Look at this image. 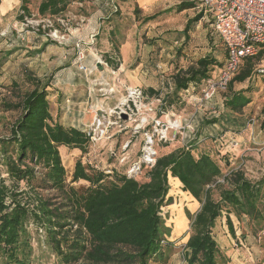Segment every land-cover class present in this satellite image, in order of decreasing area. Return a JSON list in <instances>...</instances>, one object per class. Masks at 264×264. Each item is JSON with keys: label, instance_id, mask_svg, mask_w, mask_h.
Masks as SVG:
<instances>
[{"label": "trees", "instance_id": "1", "mask_svg": "<svg viewBox=\"0 0 264 264\" xmlns=\"http://www.w3.org/2000/svg\"><path fill=\"white\" fill-rule=\"evenodd\" d=\"M19 1L22 21L24 14L29 15L30 11L28 0ZM74 1L40 0L38 17L61 16ZM118 1L122 0H104L106 13L101 20H109L120 13ZM199 4V1L184 0L175 8L176 13L187 9L198 12L186 21L180 36L187 40L191 28L199 21H206L226 54L210 21L202 19L203 13L197 9ZM157 16L145 17L142 23ZM97 32L95 38L100 34L99 27ZM114 45L119 49L117 43ZM13 52L14 49L8 50L3 60ZM263 53L264 46L257 56L243 59L225 90L220 91H228L221 106L227 112L219 113L213 107L212 119L207 122L211 127L219 124L220 134L204 133L201 137L203 132L198 134L200 120L196 118L192 122L193 130L185 137L190 147L181 146L157 156L151 168H143L144 181L128 177L125 168L107 173L78 160L71 182H87L89 185L82 189L66 184L59 147L87 153L90 138L85 126L64 127L58 120L53 121L49 103L52 91L48 81H42L33 73H23L21 81L6 87L14 97L0 101L2 112H19L11 123L9 137L0 139V264H31L33 236L30 227L36 229L35 234L42 232L43 244L59 264H166L171 245L167 237L171 231L166 226L162 209L172 204L170 178H176L182 191L200 204L194 216L187 213L190 227L185 244V264H220L223 257L212 230L221 217H225L232 236L235 235L232 217L238 223L246 221L254 233L262 231L264 176L252 181L237 168L223 173L220 162L213 157L214 151L200 150L197 156L193 151L198 150L199 144L206 139L216 141L219 146L225 144L221 135L223 122L238 123L236 118L251 102L246 95L248 91H234L233 85L252 77L250 68L240 70ZM99 57L107 67H117L111 54ZM225 62L226 58L217 65L213 56L206 54L194 65L173 74L170 92L162 94L152 88L148 91L154 97H161L164 111L172 109L177 102L185 105L189 97L199 95L201 84L215 72L213 68L220 69ZM263 67L255 69L257 75H264L260 72ZM96 71L97 68L92 74ZM24 85L31 89L23 90ZM261 113L264 126V106ZM40 192L53 195L44 198Z\"/></svg>", "mask_w": 264, "mask_h": 264}, {"label": "rangeland", "instance_id": "2", "mask_svg": "<svg viewBox=\"0 0 264 264\" xmlns=\"http://www.w3.org/2000/svg\"><path fill=\"white\" fill-rule=\"evenodd\" d=\"M170 1L175 3L183 0ZM39 2L40 0H28L27 7L30 13L29 15L24 14L25 17H23L22 21L19 17L22 11L20 6L16 12H12L11 15L8 14L5 19H0L1 65L9 59L7 57V59L3 60L6 56V50L12 49V46L15 45L13 41L19 39L20 42H23L29 37L33 41L34 38L39 40L42 37L47 43H56L58 45H70L73 38L79 39V48L82 49L85 55L83 64L93 67L95 63L93 55L103 56L104 54H100L95 50L97 47L96 41L100 34L94 38L92 43L89 38L91 29H87V26L92 28L91 24H94V22L91 21L90 23L91 15L100 0H76L67 7L63 15L60 16L64 19V23L67 26H61L57 23L53 24V29L58 30L60 35L65 36L66 40L61 43L48 36L53 31L52 28L45 27V29H42L37 27L39 21L48 19L38 17L37 6ZM125 2H129L128 9L125 6L126 4H124ZM117 7H119L121 13L117 15L119 41L133 40L134 32L139 36L140 40L137 41L135 46L128 44V49L125 46L123 52L120 49H115V45L112 46L113 52L111 55L113 62L117 63L116 68L103 66V72L97 71L90 75L78 72L81 77H76L79 78L77 87L86 90V101L80 105L76 113H79L77 119L83 122L85 129L91 124L93 113L96 109L100 107L112 108L117 104L118 99L124 96L125 87H140L149 98H153L154 96L148 91L149 88L162 94L170 92L173 87V74L178 70L194 65L199 58L206 54L212 55L217 61V65L222 64L226 58L221 42L211 33V27L206 21H199L194 25L189 32V40H183L180 33L185 25V18L183 14H178L176 11L168 12V10L160 15L156 21L146 25L147 28L144 33H150L149 37H147L143 34L142 28L136 29L138 22L144 18L143 11L138 8L136 0L118 1ZM192 13L196 15L198 12L192 11ZM101 19L100 21H103ZM76 28H79V30L75 31ZM84 29H87V33L83 32ZM154 34L161 36L162 39L160 40L156 36L151 37ZM119 41L116 42L118 48L121 47ZM43 48L40 47L35 51L40 50L37 53L40 54ZM33 52L32 50L29 51V53ZM261 65H264V53L252 62L245 64L240 70L241 72L250 68L253 74L252 79L248 83L240 85L236 83L234 84L235 86L233 85L234 88L238 89L237 91H248L246 95L251 98V104L249 103L245 107L243 114L236 118L238 123H235V125L223 122L224 126L221 128L223 129L221 135L224 137L225 144L219 146L216 141L214 143L210 139H206L205 142L199 144L198 150L193 151L195 156L199 154L200 150L214 151L213 157L220 162L223 173H226L230 168L241 169L246 177L252 181L264 176V126L262 125L263 115L261 113V109L264 106V77L257 78L258 75L255 71ZM213 69L215 70L214 73L218 72L216 67ZM2 74L0 73V101L14 97L6 88L7 86H5L6 83L8 85L9 78L4 77ZM11 74L17 75L16 73ZM65 78L64 76L62 80H65ZM14 79L18 80L17 77ZM106 85L114 89L109 99H106L99 91L100 88L108 87ZM22 89L30 90L31 86L24 85ZM227 93L228 91L225 93L217 92L211 102L204 103L200 107L197 105L195 107L196 101L194 100L192 102L193 104L195 103L194 106L191 102L180 105L176 101L177 103L169 110L176 116L181 117L183 121H188L196 113L193 121L196 118L197 121L200 120V131L198 134L203 132L200 136L204 137V133H214L211 130V126L209 127L207 123L212 119L213 107L219 113L227 112L221 108L222 99ZM198 96L196 95V98ZM18 115L19 112L17 111L2 112L0 110V139L9 137L11 123L14 122ZM161 118L163 119V117ZM125 119H123L120 126H110L106 137L90 143L87 153H81L78 149L59 147L60 158L66 173L65 181L68 186L82 189L89 185L82 180L71 182L74 165L78 160L84 165H90L98 171L107 173L113 170L120 172L124 168L126 173L130 165L138 161L141 149L144 146V136L142 132L138 133L134 130V122ZM109 120L114 121L115 118L109 117ZM81 123L80 126H82ZM243 124L244 126H242ZM225 130L226 133L224 134ZM219 131H221L220 128L217 132L219 133ZM227 136L234 137L235 141L238 142V146L233 147L230 145L232 142L226 139ZM187 141L188 139L178 135L169 142L155 143L154 150L157 156H161L181 146L189 148L190 143ZM125 145H127L126 148H124ZM122 157H126L125 162L120 161ZM135 177L138 181H144L145 172L141 170ZM170 182L172 183L169 184V195L172 197V204L162 209V216L166 220V226L171 231L170 236L167 237V241L171 245L166 264H185V244L189 238L190 227L187 213L194 216L199 210L200 204L194 201L188 193L183 192L177 182L174 183L173 180H170ZM52 195L48 192H40V196L44 198ZM232 221L235 231L234 236L228 231L225 217L219 218L212 230V236L219 246L220 254L223 257L220 264H264V229L254 233L246 221L238 223L234 217H232ZM35 230L34 227H30L33 236V258L31 264H59L55 255L43 244L44 236L42 232L37 231L38 234H35ZM77 264H81V262Z\"/></svg>", "mask_w": 264, "mask_h": 264}, {"label": "built area", "instance_id": "3", "mask_svg": "<svg viewBox=\"0 0 264 264\" xmlns=\"http://www.w3.org/2000/svg\"><path fill=\"white\" fill-rule=\"evenodd\" d=\"M198 1L200 4L197 9L203 13L202 19L210 21L227 54L224 66L201 84L199 96L194 100L200 107L204 103L211 102L217 92L225 90L243 59L257 56L260 48L264 46V0ZM54 23L67 26L64 19L57 16L39 21L37 27L52 28L53 31L48 36L59 43L64 42L65 36L53 29ZM89 29H91L89 38L93 43L98 33L97 28L89 27ZM78 30L79 28L75 29V31ZM76 44L78 47L80 46L79 39H77ZM93 56L95 59L94 66L92 68L85 66L83 64L85 55L79 48L77 53L79 72L90 75L98 64L106 66L98 55L94 54ZM260 72L264 74V67L260 69ZM99 91L101 95L109 99L114 89L108 86L100 88ZM161 105V97L149 98L140 87H125L124 96L118 99L114 107H100L94 111L92 122L86 127L90 143L106 137L110 126H120L123 121L122 116L125 115V120L135 123L134 130L138 133L142 132L144 136V146L138 161L133 162L126 170L128 177H135L144 167L151 168L155 164L157 158V153L154 150L155 143L169 142L178 135L182 138L186 137L193 130L192 122L196 113L188 121H183L172 111L162 110ZM109 117H114L115 120L110 121ZM231 142L230 145L233 147L238 146V142L235 140H231ZM125 160L126 157H122L120 161L125 162Z\"/></svg>", "mask_w": 264, "mask_h": 264}, {"label": "crops", "instance_id": "4", "mask_svg": "<svg viewBox=\"0 0 264 264\" xmlns=\"http://www.w3.org/2000/svg\"><path fill=\"white\" fill-rule=\"evenodd\" d=\"M103 2L104 0H100L96 9H93L90 23L91 21H93L94 24H91V26L93 28L99 27L100 29V36L96 41V52L108 55L109 57V54H112L113 51V43L119 41L117 33L119 30V25L117 23V15L112 16L109 20L100 21V18H102L103 14L106 13V9L103 7ZM180 2L182 1H176L175 3H172V1L170 0H136L138 8H141V10L143 11L144 18L155 14L158 15L154 20L146 23H142L144 18L141 19V21L138 22L136 29L142 28L143 34H145L144 31L147 28L146 25L156 21L160 15L164 14V12H167L168 10V12H170V10L175 12V8ZM124 4H126L125 6H127L128 9L129 2H125ZM19 6V0H0V19H5L8 14L11 15L12 12H16ZM192 11H195V9H187L178 14H183L186 23L188 19L192 18L195 15V13H192ZM89 27L87 29H89ZM87 29H84L83 32L87 33ZM111 34L114 35L111 36ZM134 34L135 35L133 37V40L130 39L131 41H119V43L121 44V47L119 49L122 50V52L125 46H129L128 44L135 46L137 44V41L140 40L139 36L136 35L135 32ZM149 34L150 33H146L145 36L149 37ZM153 36H156V38L161 37L156 34L152 35L151 37ZM76 41L77 39L73 38L70 45H58L56 43H47V41L42 37H40L39 40H36L34 38L33 41L32 38L29 37L23 42H20L19 39H17L13 41V43H15V45L12 46L14 52L8 56L9 59H7L2 65H0V73H3L2 75L4 77L9 78L8 85L12 82L21 81L23 79V73H33V75H36L42 81H48L50 85L49 89L52 91V96L49 98V103L51 105V116L53 121L58 120L59 123H61L64 127L78 128L80 127V123L82 121L77 119L79 117V113H76V111L80 107V105L83 104L84 101H86V90L77 87L79 85V78L81 76L78 74L79 71H77L78 60L76 57L79 47L76 44ZM40 47H44L40 54H34L31 56L28 55L30 50L35 51ZM7 51L8 50H6V52ZM103 70V66L97 68V71L103 72ZM11 73H16L17 75L14 76ZM64 76L66 78L65 80H62ZM15 77H17L18 80L14 79ZM258 77L263 78L264 75H258L257 78ZM251 79L252 77L248 78L244 83H248ZM237 84L240 85L242 83ZM8 85L7 83L5 84V86ZM234 86L233 90L237 91L238 89L234 88ZM194 98H196V95L189 97L187 102H191V104H193L192 102H194ZM196 105L197 104H195V107ZM81 124L83 127L85 126L83 122ZM218 125H212L213 128L211 127V130L214 133L219 130ZM226 139L235 140V138H233L232 136H227ZM170 179L171 181L173 180L174 183L177 182L181 186L176 178ZM170 179L169 184L172 183L170 182Z\"/></svg>", "mask_w": 264, "mask_h": 264}, {"label": "water", "instance_id": "5", "mask_svg": "<svg viewBox=\"0 0 264 264\" xmlns=\"http://www.w3.org/2000/svg\"><path fill=\"white\" fill-rule=\"evenodd\" d=\"M100 67H101V65H100V64H98V65H97V68H100ZM122 118H123V119H125V118H126V116H125V115H123V116H122Z\"/></svg>", "mask_w": 264, "mask_h": 264}]
</instances>
